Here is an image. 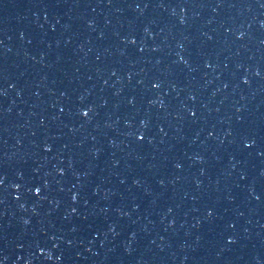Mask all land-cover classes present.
<instances>
[{
	"label": "water",
	"instance_id": "obj_1",
	"mask_svg": "<svg viewBox=\"0 0 264 264\" xmlns=\"http://www.w3.org/2000/svg\"><path fill=\"white\" fill-rule=\"evenodd\" d=\"M0 264H264V0H0Z\"/></svg>",
	"mask_w": 264,
	"mask_h": 264
}]
</instances>
